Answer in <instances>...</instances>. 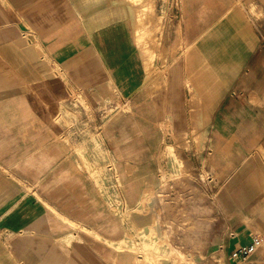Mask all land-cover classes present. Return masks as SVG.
<instances>
[{
  "label": "crops",
  "instance_id": "crops-1",
  "mask_svg": "<svg viewBox=\"0 0 264 264\" xmlns=\"http://www.w3.org/2000/svg\"><path fill=\"white\" fill-rule=\"evenodd\" d=\"M245 2L264 11V0H178L161 41L136 19L150 0H0V264H136L91 171L110 175L109 193L138 212L160 184L161 114L194 111L219 217L199 264H235L255 236L261 247L240 264H264V24ZM112 89L141 115L64 118L66 91L97 105Z\"/></svg>",
  "mask_w": 264,
  "mask_h": 264
},
{
  "label": "rangeland",
  "instance_id": "rangeland-1",
  "mask_svg": "<svg viewBox=\"0 0 264 264\" xmlns=\"http://www.w3.org/2000/svg\"><path fill=\"white\" fill-rule=\"evenodd\" d=\"M119 1L120 0H112V3H119ZM126 1L129 4H141V2L136 0H124V2ZM238 1L241 2V0ZM150 2L149 12L147 10L148 8L145 9V13L146 11L148 13H146L147 17L145 21L147 20L150 30L148 37L151 39V36L159 31L162 41L163 28L168 19L167 15L171 1L161 0L159 9L157 4L153 3L154 0H150ZM245 7L253 19L264 24L263 10H256L254 6L247 2H245ZM150 77L145 81L144 87L145 91H148L149 94H151L152 86ZM161 89L162 85L156 86L157 93ZM194 95L195 94L192 96ZM58 96L60 97L61 95L58 94ZM191 98L189 103L191 102ZM82 99H80L81 105L85 108L88 107L92 109L96 115L99 114L97 113L99 110L104 111V118L95 117L96 124L105 123L109 121V119H113L115 116L119 115L121 111L125 114L132 115L134 118L137 117V114L138 117L141 115V112L136 113V110H133L136 103H130L128 100L122 104L114 89L111 90L109 96L105 97L97 105H90L87 103L88 101L86 99L83 97ZM196 103L199 104L200 99H198ZM202 114L203 113L200 112H167L161 114L160 126L163 131L164 139L156 157L159 164L162 186L161 188L158 186L145 191V194L149 193V197L147 196L148 198L144 200L143 206L145 213L148 212L146 216L138 215L137 213L145 214L140 211H128L127 216V219L132 222H130L131 224L129 223L130 229L126 231L127 239L124 245L127 246L128 250L142 257H138L136 264H187L188 262L199 264V257H193L188 250H197L201 252V249H204L203 243L207 235L212 233L217 226L219 217L217 216L215 197L213 195L214 189L211 188L213 184L209 182V178L214 179V176L209 167L205 144L201 147L203 140L200 132L205 130L202 122ZM77 115L81 116L80 119L84 118L82 113L74 114V116L78 117ZM198 117H200L199 120H197ZM186 118H188V120ZM198 122L201 125H198ZM85 134H87V131ZM91 137L95 142V147L98 149L97 153L100 152L99 154L103 155L104 152L101 148L100 138L98 137L96 139L92 135ZM166 149H168L170 153L174 150L175 156L177 157L176 160L182 161L183 165L180 166L174 161V156L166 155ZM106 159L109 161L108 156H106ZM83 161H85L86 169L88 171L92 170L87 161L85 159H83ZM91 175L95 178L97 183L103 181L97 184V186L107 198L109 194L111 195L110 197L114 199L117 198L115 191L109 193L108 190L109 186L112 187L110 175L106 174L105 180H102V176L97 173V171H91ZM132 215H137L140 218L132 220ZM153 221L155 222L154 227ZM148 227L152 230L153 235L150 234L148 237L142 236L143 234L147 235ZM172 228L182 235L180 245L184 249H180L181 251L172 250L166 246V242L163 244L161 242H164L166 239L165 236H167V233L165 231L167 230L168 233L172 232ZM158 245H162L169 253L154 254L155 250L159 247ZM117 247L121 249L122 245L118 244Z\"/></svg>",
  "mask_w": 264,
  "mask_h": 264
},
{
  "label": "built area",
  "instance_id": "built-area-1",
  "mask_svg": "<svg viewBox=\"0 0 264 264\" xmlns=\"http://www.w3.org/2000/svg\"><path fill=\"white\" fill-rule=\"evenodd\" d=\"M171 7L174 10L173 16H175L177 18L178 17V0H172ZM26 33H27L28 37H32L31 32L28 31ZM80 99H82V96L80 95V93L75 92V91H66L64 93L63 97L59 98V103L61 105H65L66 107H68L70 109V112H68V113H74V114L82 113L84 115V118H82V119H80L81 118L80 115H77L78 117H76V116H74V114H72V117L67 118L68 115L66 112V115H64L65 119H70V121L72 123L74 122L75 124H77V123H81V122H88L90 120L93 122H96L95 117H97V118H104L105 117L103 110L102 111L99 110L97 112L99 114L96 115L92 109H90L88 107L85 108L84 106H82ZM159 179H160L159 186L161 188L162 184H161L160 170H159ZM209 182L213 184L211 186V188L214 189L213 193L215 194L216 186H217L215 178L214 179L209 178ZM102 195L106 198L110 210L120 218V220H121L123 226L125 227L126 231H128V229H130V225H129L128 219H127L128 210L126 209L124 203L119 198L118 194H117L116 199H114L113 197H110L111 196L110 194H109L108 198L103 193H102ZM165 232L167 233V236H165V238L167 239L166 246L168 248H171L172 250L174 249L175 251H181L182 249H184L180 245V239L182 236L180 232L174 231V228H172V232L168 233L167 230ZM162 237L164 238L163 234H162ZM261 245H262V240L259 237H257V236L252 237V241L248 246L242 247V248L234 251L230 257L235 262V264H240V263L244 262L246 259H248L254 253V251L257 250V248L261 247ZM188 252H191L190 254L193 255V257H199L200 261L202 260V258L200 257L199 251L189 249ZM187 264H193V263L188 262Z\"/></svg>",
  "mask_w": 264,
  "mask_h": 264
},
{
  "label": "bare ground",
  "instance_id": "bare-ground-1",
  "mask_svg": "<svg viewBox=\"0 0 264 264\" xmlns=\"http://www.w3.org/2000/svg\"><path fill=\"white\" fill-rule=\"evenodd\" d=\"M133 1V0H132ZM136 1H139V2H141V4L144 2V0H136ZM151 4V3H150ZM149 5V4H148ZM147 5L145 4V5H143V7H142V9L140 10V11H138V12H135L136 13V15H137V22H143V21H145V18L147 17L146 16V13H147V11H146V13H145V9H147ZM149 7H148V12H149ZM152 9V8H151ZM152 11V10H151ZM148 14V13H147ZM135 15V14H134ZM135 15V16H136ZM134 19H135V17H134ZM134 21V20H133ZM141 23H139V24H141ZM138 24V23H137ZM147 24H148V22H147ZM142 25V24H141ZM136 27H137V25H136ZM146 27H149L148 25L146 26ZM135 28V27H134ZM133 28V29H134ZM132 29V30H133ZM136 29V28H135ZM142 30H143V28H142ZM147 30V29H146ZM138 31V30H137ZM136 33V32H135ZM145 34H147L146 32H145ZM139 36V35H138ZM141 37H143V36H141ZM145 38V37H144ZM146 41V40H145ZM146 42H148V41H146ZM139 45V44H138ZM150 46V45H149ZM148 46V47H149ZM149 49V48H148ZM153 49V48H152ZM143 55V54H142ZM142 59V58H141ZM149 60V59H148ZM149 69V68H148ZM147 72H148V70H147ZM151 74H153V73H151ZM151 74H148V77H150L151 76ZM198 99H199V95L197 94V93H195V95L194 96H192V98H191V102L189 103V105H191V107L192 108H194V107H196L197 106V103H196V101H198ZM194 112H197V111H194ZM169 146H172V145H169ZM166 148V147H165ZM165 150V149H164ZM165 154L166 155H169V156H174V161H176L180 166H182L183 165V162L182 161H180V160H176V156H175V152H174V150H173V152L172 153H170L169 152V150L168 149H166V151H165ZM161 192V191H160ZM159 193V192H158ZM149 193L147 194H145L144 193V197H143V203H144V200L146 199V198H148L149 196ZM148 196V197H147ZM144 205V204H143ZM139 211L140 212H144V209H139ZM139 215H142L143 216V213H140ZM142 236H144V234L142 235ZM146 237H148V236H146ZM162 242V244L163 243H165V242H167V239H165V241L163 242V241H161ZM159 247L158 248H163V249H165L164 247H162V245L160 246V245H158ZM167 253H169V252H167ZM139 258H142V257H140L139 256Z\"/></svg>",
  "mask_w": 264,
  "mask_h": 264
}]
</instances>
